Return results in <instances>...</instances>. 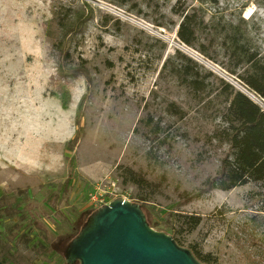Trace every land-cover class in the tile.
<instances>
[{
  "label": "rangeland",
  "instance_id": "374dc122",
  "mask_svg": "<svg viewBox=\"0 0 264 264\" xmlns=\"http://www.w3.org/2000/svg\"><path fill=\"white\" fill-rule=\"evenodd\" d=\"M183 13L202 21L191 47L177 38ZM228 23L264 56V0H0V261L57 264L63 250L44 244L59 249L101 205L140 204L141 194L151 195L143 211L153 230L170 235L171 213L198 215L203 224L183 247L198 243L220 264H251L246 256L264 264L247 248L264 243L250 224L243 229L259 207L246 200L258 185L205 192L229 151L211 139L222 107L215 83L203 106L160 76L179 50L244 90L222 69ZM119 167L155 193L123 184ZM219 208L225 224L207 219Z\"/></svg>",
  "mask_w": 264,
  "mask_h": 264
},
{
  "label": "trees",
  "instance_id": "16d2710c",
  "mask_svg": "<svg viewBox=\"0 0 264 264\" xmlns=\"http://www.w3.org/2000/svg\"><path fill=\"white\" fill-rule=\"evenodd\" d=\"M195 19L193 13H183L177 28L176 33L179 42L187 47L192 46L195 29L202 23V21L196 22ZM82 21V15L77 16L75 22L71 24V28H78ZM239 28L240 25L238 24H226L222 45L226 48L227 64L223 65L222 69L238 85L264 105V56L249 47L244 35L239 33ZM165 72L169 73L180 86L189 90L192 97L198 103H202L203 106L211 104L212 99H209V96L213 93V84L210 80L212 79L215 83L214 99H221L222 107L217 111L219 124L212 132L211 139L227 145L229 151L221 161L218 174L205 181V192L212 190L230 191L248 183L257 184L259 190L249 193L246 200L247 202L259 200V207L254 209L253 213H249V218L243 223V229L245 230V227L250 224L259 236L260 242L264 243V109L233 84L210 70H204L202 66L179 50H176L172 56L163 62L160 76ZM170 106L172 108L170 110L174 114L182 115V111L174 103ZM119 169V177L123 184H132L139 189L149 191V194L155 193L153 183L142 174L129 167H119ZM150 197L151 195L138 194L134 198L143 209V205L150 201ZM171 214L169 215L171 223L168 227L169 234L178 245L182 246V238L197 230L203 224V217L193 214ZM207 219L225 224L227 210L224 208L216 209ZM147 223L151 228L156 226ZM79 231L62 237L59 242V249L44 244L45 250L64 251V248L78 235ZM255 236L253 235V237ZM39 242L37 240L38 244ZM188 245V249L199 262L220 264L217 256L212 252H203L199 247L200 244L191 242ZM254 247L261 258H264V245H248L247 248ZM61 256L63 255L61 254ZM246 258L248 263H253L250 261V256H246ZM63 260L64 258L59 256L57 264H64ZM1 262L5 264L4 260Z\"/></svg>",
  "mask_w": 264,
  "mask_h": 264
},
{
  "label": "water",
  "instance_id": "95a60500",
  "mask_svg": "<svg viewBox=\"0 0 264 264\" xmlns=\"http://www.w3.org/2000/svg\"><path fill=\"white\" fill-rule=\"evenodd\" d=\"M240 91L264 109L253 95ZM63 258L65 264H203L171 235L153 230L140 204L123 198L94 211Z\"/></svg>",
  "mask_w": 264,
  "mask_h": 264
},
{
  "label": "built area",
  "instance_id": "2783aa9c",
  "mask_svg": "<svg viewBox=\"0 0 264 264\" xmlns=\"http://www.w3.org/2000/svg\"><path fill=\"white\" fill-rule=\"evenodd\" d=\"M91 201H92V203H93V205L97 208V207H99L100 205H98L96 202H97V199H95L94 197L91 199ZM106 204H108V203H104L103 205H106ZM102 206V205H101ZM100 206V207H101Z\"/></svg>",
  "mask_w": 264,
  "mask_h": 264
},
{
  "label": "flooded vegetation",
  "instance_id": "af4514ba",
  "mask_svg": "<svg viewBox=\"0 0 264 264\" xmlns=\"http://www.w3.org/2000/svg\"><path fill=\"white\" fill-rule=\"evenodd\" d=\"M179 246H181V245H179ZM181 247H183V245Z\"/></svg>",
  "mask_w": 264,
  "mask_h": 264
},
{
  "label": "bare ground",
  "instance_id": "6f19581e",
  "mask_svg": "<svg viewBox=\"0 0 264 264\" xmlns=\"http://www.w3.org/2000/svg\"><path fill=\"white\" fill-rule=\"evenodd\" d=\"M249 16V15H248ZM247 17V16H246Z\"/></svg>",
  "mask_w": 264,
  "mask_h": 264
}]
</instances>
